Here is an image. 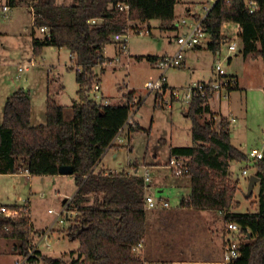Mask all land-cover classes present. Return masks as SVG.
I'll use <instances>...</instances> for the list:
<instances>
[{
  "label": "trees",
  "instance_id": "16d2710c",
  "mask_svg": "<svg viewBox=\"0 0 264 264\" xmlns=\"http://www.w3.org/2000/svg\"><path fill=\"white\" fill-rule=\"evenodd\" d=\"M257 9L250 13L245 0H217L202 19L213 53L223 39L220 34L226 22L240 27V53L261 57L264 66V0H253ZM27 0H5L9 8L21 7ZM179 0H31L32 48L35 56L44 47L65 48L75 64L77 100L70 106V117L64 107L48 95L45 101V122L31 124V100L28 90L19 88L7 97L0 124V175L28 171L30 176L58 175L60 166H72L77 190L67 205L74 219L66 230L69 240L78 247L63 255L34 251L31 264H145L146 257L134 249L144 243L149 228L148 211L144 208V185L140 176L126 172L95 171L107 148L129 116L132 95L127 101L99 104L92 100L91 89L99 78L93 69L110 60L104 49L115 34L123 32L130 22L150 31L151 20H159L162 28L174 27L175 6ZM127 5L128 10L119 6ZM200 19V17H196ZM95 21L92 23V21ZM46 28L42 37L34 29ZM140 60L141 57H138ZM148 60H157L149 56ZM235 84L229 91L238 88ZM213 93L192 95L186 117L191 120V144L173 147L170 157L189 158V171L182 176L190 188L180 206L192 210H213L223 213V221L235 222L244 234L240 256L231 264H264V139L262 158L254 161L259 178L258 211L230 212L237 207L235 194L238 179H232L230 164L247 161V156L230 142V124L217 116L209 106ZM140 104V102H139ZM205 114L211 116L210 119ZM252 196V195H251ZM251 198V197H250ZM68 199H65L67 202ZM19 209L16 204L6 205ZM34 230L28 214H0V238L18 240L14 250L26 257L32 249Z\"/></svg>",
  "mask_w": 264,
  "mask_h": 264
},
{
  "label": "rangeland",
  "instance_id": "374dc122",
  "mask_svg": "<svg viewBox=\"0 0 264 264\" xmlns=\"http://www.w3.org/2000/svg\"><path fill=\"white\" fill-rule=\"evenodd\" d=\"M27 1L24 6L9 8L6 13H3L1 7L5 2L0 0V124L5 97L18 88L31 90L33 106L31 120L37 125L45 122H40V119L45 111L48 88L51 95L58 90V94H53V97L64 107H68L74 99H77L76 70L74 62L70 59V52L65 48L44 47L40 55H33L30 43L33 32L32 15L28 9L31 0ZM71 1L57 0L59 4H70ZM212 3V0H179L175 7L176 18L177 20L185 19L187 23L194 20L193 15L203 18L206 14L205 8L211 7ZM34 31L36 36H42L37 28ZM183 32V25L180 29H173L171 26L162 28L159 20H151L150 34L144 36L133 34L128 39V54L121 59L122 63H128L126 69L123 65L122 67L96 66L93 69L99 76L100 92L103 93L104 100L109 101L110 104L127 101L129 94L132 95V100L134 98L141 101L135 114V121L142 129L132 134L130 140L132 150L129 151L126 146L128 137L124 132L120 137L121 141L117 142L119 147L107 150L98 168L111 172L131 171L132 168L141 165L138 161L143 158L146 151L147 156H152L154 148L157 147V161H160L162 165L151 167V164H147L143 168H146L151 175L154 196L167 199L169 208H182L180 203L184 197L179 199V192L170 187L176 178L182 177L172 176L170 169L166 166L169 159L166 165L163 163L168 157V145L191 144L187 139L190 135L191 120L185 116L189 105L185 95L192 84L214 78L215 65L218 62L226 74L238 77L240 87V90L231 91L229 94L221 93L210 99V107L213 111H220L228 117L227 119L233 120L230 127L231 144L244 154H248L252 149L261 150L264 138V66L261 57L252 60L242 56L240 40L237 41L238 50L235 54L228 53L226 44H221L219 53L216 54L209 50H186L181 66L165 71L168 86L165 91L147 90L146 83L157 80L162 73L154 61L148 60V57L154 56L160 59L163 56H173L178 49L177 36ZM104 55L107 58H115L118 55L116 47L112 44L107 45ZM137 56L142 57L138 60ZM19 68L22 70L20 71ZM170 88L178 89L179 98L167 107L168 105L162 103L163 100H170ZM130 90L133 91L130 92ZM205 117L211 118L208 114H205ZM219 119L218 114L214 120L217 122ZM144 129L149 135H146ZM160 138H164L166 143H158ZM241 142H244L245 146L241 147ZM114 153L115 157H113ZM135 162L134 166L130 165ZM243 169H247L248 175L242 174ZM230 172L232 179L239 181V189L235 194L238 205L235 210L242 213L252 212L255 209L252 202L257 201L258 189H254L252 196L246 197V194L249 176L255 172L254 161L249 159L233 161L230 164ZM156 183L165 185L161 193H158L159 188ZM75 191L73 175L29 176L24 172L0 175V205L29 201L31 222L34 230L38 231L52 225L56 216L62 212L63 201L72 198ZM49 209L54 214H49ZM194 211L188 214L191 215L189 218L193 219V223L189 226L192 233L186 234V238L198 247L199 251H203V257L200 258L202 255L197 254L199 251L195 253V250L192 251L195 253L193 256V253L187 254L189 255V259H186L187 263H180L184 259L179 261L177 256H171V259L178 260L175 264H223L221 233L225 222L217 211H214L217 220L203 216L200 210ZM65 214L64 222L54 226L59 230L51 234L48 239L51 247L40 248L43 253L53 256L63 255L78 247L77 241L69 240L66 236L70 221L65 218ZM71 216L74 219L73 213ZM187 227L188 225L183 222L181 226H178L177 229L180 230L178 232L186 230ZM184 238L185 234L178 239L184 242ZM36 240V234L32 235V241ZM17 242L18 240L12 238H0V264L15 263L16 254L13 245ZM209 249L213 250V259L204 261L203 258L207 256ZM161 255L164 256L162 253ZM20 258L21 256L18 260ZM145 264L154 263L147 261Z\"/></svg>",
  "mask_w": 264,
  "mask_h": 264
},
{
  "label": "built area",
  "instance_id": "2783aa9c",
  "mask_svg": "<svg viewBox=\"0 0 264 264\" xmlns=\"http://www.w3.org/2000/svg\"><path fill=\"white\" fill-rule=\"evenodd\" d=\"M212 6L217 2V0H212ZM227 2L229 0H226ZM245 5L250 13H253L257 9V3L253 0H245ZM211 6V7H212ZM211 7L205 8L206 14L211 9ZM121 10H128L127 5L119 6ZM8 11V7L3 6L2 12L6 13ZM205 14V16H206ZM204 16V17H205ZM194 17V15L192 16ZM203 17V18H204ZM203 18L195 19L189 23L185 19L182 20H174L173 26L176 29H180L181 26H184V32L179 34L177 36V44L178 49L176 53L173 56H163L160 59H157L156 61V67L159 68L162 73L159 76V78L155 81H151L146 83V88L148 91H165L167 88L166 86V77H165V71L169 68H175L179 67L182 64V60L184 59V52L188 49H195V48H207L209 43L211 42V37L209 33L203 28L201 21ZM95 21L93 20L92 23ZM236 25V28L233 26ZM41 33L46 32V28L42 27L38 29ZM137 34L140 36L148 35L150 34V31L148 29H145L143 26L138 25V23L130 22L128 27L123 30V32L115 34L113 36V41L116 42V50L117 54L115 58H110V60L103 63L102 66L107 65H117L119 67L127 68L128 63H122L121 59L128 54L127 50V41L130 38L131 35ZM223 39L220 42L221 44L227 45V50L229 54H235L238 50L237 41L240 40L239 34H240V27L237 24L226 22L222 25L221 32ZM220 48V47H219ZM219 48L216 50V53H219ZM231 58L229 57V60ZM216 74L214 78L209 79L208 81L204 82H197L192 84L185 95V98L189 100L192 97L193 94L199 93L201 95H206L207 93H213V97L217 95H221V93L229 94V89L235 84V79L231 77V75L226 74L224 70H222L221 65L219 62L215 65ZM21 71L22 69L19 68ZM170 100L166 99L163 100V104L171 105V103L174 100H178V89H170ZM91 98L94 102L99 104H110L109 101L104 100L103 94L100 92V85L99 81L94 82L92 89H91ZM104 100V101H103ZM139 102L136 99L133 98L131 103V108L129 112V116L127 118L126 123L122 128L119 129L117 135L112 141V144L116 141H120V136L124 130H128L130 127H133L135 125V114L137 112L138 107L140 106ZM262 149L256 150L252 149L248 154H246L247 159L249 160H258L262 158ZM189 158L187 157H175L172 156L169 158V163L167 167L170 169L172 176L174 177H182L185 174L188 173L189 167L188 163ZM140 169H132L131 171H127L126 173L130 176H140L143 179V185H144V208L146 211H152L156 209H166L169 207L168 201L156 198L154 196V192L152 191V181H151V175L149 171L146 168L142 169V172L139 173ZM24 173L28 174V171L25 170ZM243 175H247V170L242 171ZM29 175V174H28ZM30 176V175H29ZM63 203V209L60 214L56 216V219L53 221L52 225L49 228H46L44 230H41L39 233L36 234L37 240L32 241V249L29 252V255L26 257H21L19 260H17L14 264H31L29 261V257L32 255V253L36 250L41 251V247L50 248L51 245L48 241L51 234L54 232H57L59 229L54 228L57 224H62L64 222V213L65 218L72 219L73 216L71 214L73 212L68 211L67 205L69 201ZM14 204L19 206V209H11L8 208L6 205H0V214L10 216L15 215L19 216L21 214H28L30 217V204L29 201H26L24 203H17ZM49 214H54L51 209L48 210ZM74 214V213H73ZM70 215V216H69ZM31 222V218H30ZM224 245L222 250V262L223 264H231L234 262L237 258L240 256V247L241 244L244 242L245 234L242 230V228L236 224L235 222H226L224 226ZM142 247V244H138L135 247V251H137L139 248ZM42 252V251H41Z\"/></svg>",
  "mask_w": 264,
  "mask_h": 264
},
{
  "label": "crops",
  "instance_id": "0c3cea01",
  "mask_svg": "<svg viewBox=\"0 0 264 264\" xmlns=\"http://www.w3.org/2000/svg\"><path fill=\"white\" fill-rule=\"evenodd\" d=\"M4 2H5V0H4ZM3 6H5V3H4V5H2V7H1V10H2V8H3ZM176 6H177V4H176ZM175 6V7H176ZM8 9H9V7H8ZM195 17V19H197L196 17V15H194ZM175 20H177V18H176V12H175ZM33 21V20H32ZM33 23V22H32ZM149 24H150V26H151V21L149 22ZM233 26V28L235 27L236 28V25H232ZM173 29H176L175 27H173ZM43 34V33H42ZM35 37H38V38H40V37H42V36H36L35 35ZM31 38V41H30V43H31V50H32V53H33V48H32V37H30ZM113 45V44H112ZM105 50V49H104ZM194 50H208L207 48H195ZM210 51V50H209ZM34 55V54H33ZM243 56V55H242ZM137 57H142V56H137ZM244 58H251L252 60H255V59H257V57L256 58H253L251 55H247V56H243ZM156 61L157 60H155L154 61V64H156ZM27 69V68H26ZM102 71H104V69L102 70ZM97 75V74H96ZM234 76H236V75H234ZM97 77L99 78V76L97 75ZM236 78H237V80H238V77L236 76ZM211 79V78H210ZM77 85V84H76ZM167 86V85H166ZM49 87V86H48ZM168 87V86H167ZM19 89V88H18ZM17 89V90H18ZM77 89H78V86H77ZM169 89V88H168ZM171 89V88H170ZM25 90H28V92H29V95H30V100H31V90H29V89H25ZM171 90H173V89H171ZM236 90H240V87H239V81H238V88L236 89ZM14 91H16V90H14ZM13 91V92H14ZM77 91V90H76ZM131 91H133V90H130V92ZM234 91V90H233ZM13 92H11L8 96H10ZM54 95L56 94H58V90L56 91V92H52ZM53 94L51 95V93H50V90H49V88L46 90V98H47V96L48 95H51V96H53ZM103 94V93H102ZM8 96H6L5 97V99L4 100H6L7 99V97ZM163 97V96H162ZM213 99V98H212ZM77 99H74L73 101H76ZM45 101H46V99H45ZM159 101V100H158ZM157 101V102H158ZM161 101V100H160ZM5 103V102H4ZM57 103H58V101H57ZM59 104V103H58ZM73 104V102L71 103V105ZM141 104V103H140ZM163 104V103H162ZM71 105H69L68 107H69V109H68V107H64V112H65V116L66 117H70V115H71V108H70V106ZM164 105V104H163ZM159 106H162V105H159ZM171 105H169V106H167V107H170ZM209 106H210V101H209ZM3 107H4V104H3V106H2V109H1V111H3ZM32 108H33V106H32V100H31V114H32ZM210 109H211V111L213 112V113H215L216 115H221V116H224L223 114H221L220 113V111H213L212 110V108L210 107ZM217 112V113H216ZM2 113V112H1ZM185 116H186V112H185ZM224 117H226V116H224ZM226 118H228V117H226ZM31 119H32V116H31ZM45 119H46V116H45V111H44V113L41 115V119H40V122L41 121H45ZM228 121H229V124H230V127H231V122H233V120L231 121V120H229L228 119ZM44 123V122H43ZM31 124L32 125H37V124H33L32 123V120H31ZM40 124H42V123H40ZM39 125V124H38ZM140 129H142L140 126H139V123L138 122H135V125L133 126V127H130L128 130H124L123 132H122V134H121V136L124 134V132H126V135H127V137H128V143L126 144V146L128 147V149H129V151H131L132 150V148H131V145H130V140H131V137H132V134H134L135 132H138ZM144 131H145V133H146V135H149V133H148V131L147 130H145L144 129ZM230 133H231V128H230ZM120 136V137H121ZM187 139L191 142V135H188V137H187ZM264 139V138H263ZM120 141H121V139H120ZM120 141H116L115 143H113V146L112 147H109V148H107L106 149V151L107 150H109V149H111V148H117V147H119V144H117V142H120ZM158 143H160V144H165L166 143V140L164 139V138H160L159 140H158ZM188 146V145H187ZM242 146H245V143L244 142H241V147ZM173 147H185V146H177V145H172V144H169L168 145V157L166 158V161L165 162H163L164 164L165 163H167L168 162V159L170 158V150L173 148ZM239 149V148H238ZM106 151L104 152V154L106 153ZM157 151H158V148L157 147H155L154 148V151H153V155L152 156H147V151H146V153H145V155L143 156V158L142 159H139V161L138 162H140V163H138L137 161V163L138 164H141V165H137V167H135L134 169H136V168H139V169H141V168H143V167H146L145 165H147V164H151V167L152 166H157L158 164H160V165H162L161 163H160V161L158 162L157 160H158V154H157ZM103 154V155H104ZM102 155V156H103ZM116 156V154L114 153L113 154V157H115ZM101 159H102V157H101ZM101 159H100V161H101ZM148 160V161H147ZM100 161L96 164V166L94 167V169H95V171H97V169H99L98 168V165H99V163H100ZM136 162L135 163H133V164H130L131 166H134V164H136ZM166 165V164H165ZM141 166V167H140ZM167 166V165H166ZM103 169V168H102ZM133 169V168H132ZM100 170V169H99ZM104 170V172H111L110 170H107V169H103ZM243 170H245V169H243ZM242 170V171H243ZM247 170V169H246ZM253 174H255V172L253 173ZM252 174V175H253ZM248 175V174H247ZM55 176H59V174L58 175H55ZM156 185H157V187L159 188V191H158V193H161L162 191H163V189H164V186H161V184H159V183H156ZM167 186V185H166ZM171 188H174L175 190H177L178 192H179V199L181 198V197H184V199L189 195V192H190V188H189V186H188V184L186 183V181H185V179L182 177V178H176L174 181H173V184H171V186H170ZM255 188H257V189H259V187H258V183L254 186V189ZM238 189H239V185H238ZM254 189H253V192H254ZM76 190H77V187H76ZM76 192V191H75ZM253 192H252V194H253ZM75 194V193H74ZM161 199H164V200H166V201H168L167 199H165V198H162V197H160ZM237 202V201H236ZM238 203V202H237ZM14 204V203H13ZM252 204L253 205H255V209L251 212V213H256L257 211H258V204H257V201H253L252 202ZM3 205H11V204H3ZM236 207H232L231 209H230V212H237L236 210ZM192 211V209H186L185 211H184V209L183 208H172V207H168V208H166V209H156V210H152V211H149L148 212V216H149V218H150V220H149V228H148V233H147V236H146V238H145V240H144V243H143V246L140 248V250L138 251H136V252H138V254L139 255H143L144 257H146V259H147V261H149V262H153L154 264H158V263H161V264H163V263H166V264H175V263H177V261L178 260H175V259H171V256L172 257H179L178 259H179V261H180V259H184V260H181L180 261V263H187L188 261V257H189V255H187V254H192V256L195 254V253H197L199 250H198V247H196L195 245H193L192 243H191V241H188L187 240V238H186V234H189V233H192V231H191V229L189 228V226H191V224L193 223V219H191V218H189V217H191V215H188V214H190V212ZM194 211V210H193ZM195 212V211H194ZM201 212H203V213H200V214H202L203 216H206V217H210L211 219L213 218V220H214V218H215V220H217L216 219V215H214L215 213H214V211L213 210H201ZM247 212H249V211H247ZM217 213L221 216V218H222V220H223V213H221V212H219V211H217ZM240 213H242V212H240ZM243 213H245V212H243ZM181 217H183L182 218V221L180 220L181 219ZM184 222V224H186V225H188V227H187V229L185 230V229H183L180 233L178 232V231H180V230H178L177 228H178V226H181V224ZM225 226V225H224ZM167 229V230H166ZM178 233V234H177ZM183 234H185V238H184V242H180L181 240H179L178 238H180V236L182 237L183 236ZM224 230H223V232L221 233V239H222V245H221V249L223 250V245H224ZM197 248V249H196ZM211 248V247H210ZM13 250H14V245H13ZM196 250V252L194 253V252H192V251H195ZM221 250V251H222ZM14 252H15V262L18 260V258L20 257V255L14 250ZM161 253L162 254H164V256L163 255H161ZM198 255L199 254H201L202 256H200V258L201 257H203V251H199L198 253H197ZM213 250L212 249H209V251H208V253H207V256H205V258H203V260L205 261V260H212L213 258ZM187 259V260H186ZM186 260V261H185ZM146 261V262H147ZM205 263V262H204ZM210 263H212V261L210 262Z\"/></svg>",
  "mask_w": 264,
  "mask_h": 264
},
{
  "label": "water",
  "instance_id": "95a60500",
  "mask_svg": "<svg viewBox=\"0 0 264 264\" xmlns=\"http://www.w3.org/2000/svg\"><path fill=\"white\" fill-rule=\"evenodd\" d=\"M72 173H73L72 166H60L58 168V174L59 175H72ZM258 182H259V178L255 174L249 176L246 197L251 196L253 189H254V186ZM64 202H65V200L63 201V203Z\"/></svg>",
  "mask_w": 264,
  "mask_h": 264
}]
</instances>
